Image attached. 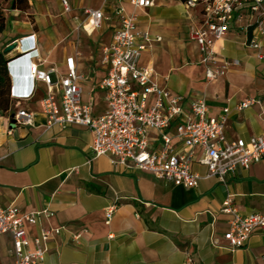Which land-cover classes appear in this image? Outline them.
I'll list each match as a JSON object with an SVG mask.
<instances>
[{
    "label": "crops",
    "instance_id": "crops-1",
    "mask_svg": "<svg viewBox=\"0 0 264 264\" xmlns=\"http://www.w3.org/2000/svg\"><path fill=\"white\" fill-rule=\"evenodd\" d=\"M49 1L60 12L59 0ZM68 1L71 11L64 12L61 0L57 15L44 1L46 6L32 21L23 14L29 15L33 1L20 9L12 8L11 0L0 39L6 47L34 35L30 41L36 45L34 52L11 67L12 86L20 92L29 88L28 66L39 58L42 68L65 74L67 58L73 56L82 76L83 100L91 104L93 114L100 115L107 109L99 87L108 71L101 64L102 47L112 42L121 25L118 9L131 13L134 6L129 0ZM152 1V6L137 9L138 27L162 39L143 53L141 64L153 69L162 86L184 98L186 110L198 99L206 101L213 116L230 107L226 133L231 140L262 134L264 33L257 32L250 15L245 14L216 43L220 54L238 64L208 82L200 47L190 37L192 29L203 25V6L187 9V0ZM86 8L101 9L109 17L101 29L86 17ZM254 37L260 49L251 45ZM45 95V84L38 82L31 98L12 97L10 108L0 109V205L41 212L37 222L28 225L32 237L43 229L63 227L48 242L40 264H188L189 258L193 264H264L262 229L234 250L215 242L226 243L231 216L222 205L228 197L243 216L264 213V159L238 169L226 183L209 177L195 188L176 186L152 173L117 166L109 155L96 157L88 128L49 127L40 105ZM249 98L259 102L237 110ZM19 109L35 113L33 125H14L12 116ZM193 169L203 176L208 171L200 164ZM113 204L118 207L107 223L105 210ZM12 246L11 234L0 237V264L14 263Z\"/></svg>",
    "mask_w": 264,
    "mask_h": 264
},
{
    "label": "built area",
    "instance_id": "built-area-1",
    "mask_svg": "<svg viewBox=\"0 0 264 264\" xmlns=\"http://www.w3.org/2000/svg\"><path fill=\"white\" fill-rule=\"evenodd\" d=\"M134 10L129 13L120 7L121 25L115 30L110 44L102 47L101 64L108 67L99 87L104 93L107 109L100 115L92 112L90 103L83 100L82 76L78 73L75 58H67V72L56 68H42L41 58L28 66L30 85L23 92L14 86L12 97L19 100L33 96L37 83L46 86L41 99L42 112L48 118V126L62 128L79 126L93 134L92 150L96 157L109 155L113 164L126 170L152 173L159 179L176 186L195 188L203 178L216 177L226 183L240 168H249L264 159V132L249 139L231 140L226 133L231 108L225 107L213 116L203 99L192 102L190 110L184 107L182 96L173 94L155 78L153 69L141 64V58L160 36H154L138 27V8L153 5L152 0H129ZM64 12L71 11L68 0H62ZM203 6V25L192 29L190 37L197 41L201 51V64L206 80L212 82L227 74L232 64L218 50L216 43L223 39L231 27L249 14L257 32L264 33V0H187V9ZM84 13L94 28L101 29L109 19L101 9L86 8ZM17 40L15 54L8 67L35 50L33 37ZM251 45L260 49L254 37ZM259 57L263 55L259 53ZM259 100L249 98L239 103L241 111ZM14 125L31 126L35 113L19 109L13 116ZM158 142L157 145H154ZM90 162V161H89ZM194 164L206 166L205 176L193 169ZM117 204L106 208V222L110 223ZM222 211L231 216L229 229L224 234L225 244H216L232 250L245 246L253 232L264 230V213L240 214L228 197ZM41 212H23L17 206L0 205V237L11 234L13 246L10 254L13 264H40L48 251V242L63 227L43 229L32 237L28 225L37 222ZM50 214V213H48ZM51 215V214H50ZM188 264H193L189 258Z\"/></svg>",
    "mask_w": 264,
    "mask_h": 264
},
{
    "label": "trees",
    "instance_id": "trees-1",
    "mask_svg": "<svg viewBox=\"0 0 264 264\" xmlns=\"http://www.w3.org/2000/svg\"><path fill=\"white\" fill-rule=\"evenodd\" d=\"M12 8L27 9L29 0H12ZM5 30V17L0 18V33ZM10 58L2 50H0V109L7 110L10 108L12 95V77L8 70Z\"/></svg>",
    "mask_w": 264,
    "mask_h": 264
},
{
    "label": "rangeland",
    "instance_id": "rangeland-1",
    "mask_svg": "<svg viewBox=\"0 0 264 264\" xmlns=\"http://www.w3.org/2000/svg\"><path fill=\"white\" fill-rule=\"evenodd\" d=\"M32 1H33L34 8L30 9V11H28L29 12L28 16L23 14L25 16V19H30L32 21H35L36 16H38V14H40V11H42L41 6H43L44 1L48 5V8L52 12L55 11V15H57L58 13H61V11H62L61 0H59L60 12L56 11V8L53 5L52 1H49V0H32ZM10 2H11V0H0V18H1V16H4L6 18L5 14H7V9L10 8ZM46 4H44V5L46 6ZM27 17H29V18H27ZM61 18H63L65 20L64 15H61ZM54 25L55 24H53V26ZM53 26H50V27L47 26L46 29H49ZM5 45H6V41L4 39H0V50H4L6 48Z\"/></svg>",
    "mask_w": 264,
    "mask_h": 264
},
{
    "label": "water",
    "instance_id": "water-1",
    "mask_svg": "<svg viewBox=\"0 0 264 264\" xmlns=\"http://www.w3.org/2000/svg\"><path fill=\"white\" fill-rule=\"evenodd\" d=\"M17 45H18L17 42H13L9 44L8 46H6L3 52L8 55L16 49Z\"/></svg>",
    "mask_w": 264,
    "mask_h": 264
},
{
    "label": "clouds",
    "instance_id": "clouds-1",
    "mask_svg": "<svg viewBox=\"0 0 264 264\" xmlns=\"http://www.w3.org/2000/svg\"><path fill=\"white\" fill-rule=\"evenodd\" d=\"M8 70H9V72H10V75H11V68H9V67H8Z\"/></svg>",
    "mask_w": 264,
    "mask_h": 264
}]
</instances>
